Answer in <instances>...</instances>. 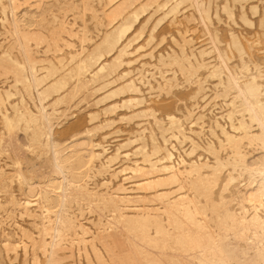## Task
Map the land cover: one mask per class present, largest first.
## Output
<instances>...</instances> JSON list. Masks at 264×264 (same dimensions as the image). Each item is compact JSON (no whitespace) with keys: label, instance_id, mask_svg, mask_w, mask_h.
I'll list each match as a JSON object with an SVG mask.
<instances>
[{"label":"bare ground","instance_id":"bare-ground-1","mask_svg":"<svg viewBox=\"0 0 264 264\" xmlns=\"http://www.w3.org/2000/svg\"><path fill=\"white\" fill-rule=\"evenodd\" d=\"M0 264H264V0H0Z\"/></svg>","mask_w":264,"mask_h":264}]
</instances>
